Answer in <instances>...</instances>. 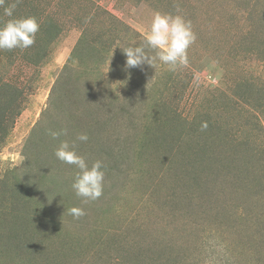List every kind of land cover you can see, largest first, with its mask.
I'll list each match as a JSON object with an SVG mask.
<instances>
[{"label": "rangeland", "instance_id": "374dc122", "mask_svg": "<svg viewBox=\"0 0 264 264\" xmlns=\"http://www.w3.org/2000/svg\"><path fill=\"white\" fill-rule=\"evenodd\" d=\"M156 12L190 22L189 63L126 68L120 48ZM13 15L40 29L0 50V264H264V0H19ZM63 140L102 161L98 199L75 194Z\"/></svg>", "mask_w": 264, "mask_h": 264}, {"label": "clouds", "instance_id": "9594fccd", "mask_svg": "<svg viewBox=\"0 0 264 264\" xmlns=\"http://www.w3.org/2000/svg\"><path fill=\"white\" fill-rule=\"evenodd\" d=\"M4 2L5 0H0V6ZM18 2L19 0H16L4 8V16L10 19L0 23V50L10 51L16 48L23 50L35 43L40 25L34 16L14 17ZM195 39L190 22L182 16L156 12L144 41L138 46L129 45L120 49L126 57V68L148 65L156 69L159 62L167 65L169 71H175L177 67L187 66L189 63L188 49ZM201 127L206 129L207 122L202 123ZM66 131L49 130V135L57 139L61 134H66ZM88 139L86 133L76 137L80 142H86ZM54 155L59 161L73 165L77 169L72 188L78 197L84 198L82 202L94 201L103 194L105 172L102 161L96 160L89 165L86 157L78 154L76 142L70 143L68 140L60 141ZM68 212L77 219L85 215V211L80 207H72Z\"/></svg>", "mask_w": 264, "mask_h": 264}]
</instances>
